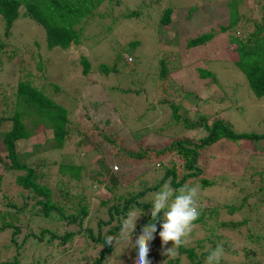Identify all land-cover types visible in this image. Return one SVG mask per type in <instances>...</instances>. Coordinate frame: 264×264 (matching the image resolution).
<instances>
[{"label":"rangeland","instance_id":"1","mask_svg":"<svg viewBox=\"0 0 264 264\" xmlns=\"http://www.w3.org/2000/svg\"><path fill=\"white\" fill-rule=\"evenodd\" d=\"M121 1L122 5L113 8L109 15L88 17L80 29L81 44L68 49H47L42 28L28 17H20L13 23L11 39H4L0 52V118L9 115L13 108V90L18 77L42 87L49 98L69 112V136L65 147L58 153L50 150L34 152L28 162L35 164L38 158L44 157L47 166L41 169L45 176L39 183L51 189L53 200H61L59 205L62 204L64 209L73 202L60 195L61 187L73 197L81 194L87 198L88 221L92 227L98 219H106L104 210L96 208L99 201L105 199L106 190L112 188L113 182L119 185L114 192L126 195L138 189L139 181L150 184L159 178L160 174L152 169L146 158L154 162V168L174 161L182 169L175 152H165L161 158L155 157L154 152L176 140L192 137L195 141L203 136L204 130L199 127L193 130L186 126L188 122H199L200 115L208 120V125L220 120L238 133H264V96L256 97L242 86L245 81L237 74L241 72L232 66L237 59L235 45L227 43L229 32L243 41L252 33L253 21L259 22L254 0H244L242 13L245 20H241L244 28L227 33H221L219 25L224 26L229 21L231 0ZM138 8V15L121 17L132 10L138 11ZM166 8L171 14L165 25L160 18ZM211 31L216 33L211 41L187 47L189 40ZM2 32L0 25V37ZM33 42H38L41 48L45 71L38 69L37 59L30 56L31 51L38 50L30 48L27 51L24 47H30ZM81 56L91 66L86 75L81 73ZM98 63L110 69L108 74L95 68ZM206 71L211 76H206ZM212 76L222 77L226 82L220 80V85L228 82L227 87L216 91V85L209 82ZM235 86L237 91L233 92ZM171 105L176 108L174 117ZM1 126L9 128V124L2 123ZM102 135L114 142L107 144ZM46 137L47 132L37 130L36 139L17 143L18 160H24V153L32 150V144L42 142ZM84 137L86 140L83 141ZM97 142L100 144L96 147ZM130 151L134 154L141 152L146 158H131L128 156ZM63 164L83 166L80 177L61 172L59 167ZM198 164L202 168L201 175L183 185L199 186V196L208 200L203 202L198 196L200 209L202 204L209 209L212 205L218 206L216 223L227 229L221 232L218 243L229 245L224 246L222 264L251 262L243 254L244 247L262 256V240L254 245L243 244V241L246 235H264V139L243 144L240 141L217 143L200 153ZM182 173L185 171L178 175ZM204 177L210 181V186L201 189L199 180ZM13 182V176H6L0 182L2 214L12 211L2 194L17 204L21 202ZM152 199V196L144 198L150 202ZM28 203L29 206L33 204L32 201ZM37 208L35 206L34 210ZM215 217L204 216V222L195 225L185 247H197L198 242L206 241ZM33 225L34 228L52 227L44 221ZM56 226L58 236L74 228L66 227L63 222ZM120 233L121 229L112 242L113 252L103 259V264H135L137 249L131 244L141 233L132 234L131 244ZM83 240L80 235L75 236L69 248L67 245L57 246L59 240L54 241V249L46 262L40 261V264H90L101 247L87 248L81 243ZM16 242L19 245L20 238H16ZM230 246L237 252L232 250L230 253ZM167 247L171 245L162 247L161 241L151 240L150 264H170L178 254L163 255ZM210 248V243H204L200 251ZM16 250L18 253H15L9 232H0V264L18 255L24 257V264L30 262L32 247L25 244L23 250L22 247ZM253 261L252 264H264L261 257ZM179 264H188V259L181 255Z\"/></svg>","mask_w":264,"mask_h":264},{"label":"trees","instance_id":"2","mask_svg":"<svg viewBox=\"0 0 264 264\" xmlns=\"http://www.w3.org/2000/svg\"><path fill=\"white\" fill-rule=\"evenodd\" d=\"M253 3L256 6L255 10L258 11L260 19L259 22L253 21L254 28L252 33L242 41L235 33L229 32L227 43L228 45H235L234 51L236 52L237 59L232 62V66L235 68V71L237 69L241 72L242 75L240 73L237 74L242 76L245 81V85L243 83V85L240 84L238 86H245L246 90H250L256 97H263L264 0H254ZM121 5V0H0V25L3 29L2 36L0 37V52L5 44L4 39H11L13 23L20 17H28L42 28L45 47L47 49H68L71 46L81 44L82 32L80 29L83 27L88 17L109 15L113 8L116 9V6L119 7ZM100 9L104 11H99ZM243 9L245 10L244 0L230 1L228 13L229 21L224 26L219 25L221 33H227L228 31L234 32L240 28H244V24L241 23V20H245L243 17L244 13H242ZM137 10L138 11L132 10L123 16L121 15V17L131 18L138 15L139 8ZM170 14V9H164L160 22L166 25L169 22ZM215 35L216 33L214 31L205 33L198 38L189 40L187 47L204 45L211 41ZM24 47L27 51L30 50V48L38 50L36 52L31 51L30 56H34L37 59V68L41 71H45L43 67L45 61L39 50L41 48L38 42H33L30 47ZM128 59L129 62L132 61L131 57ZM80 65L83 75L90 72V63L84 56L80 57ZM95 68H99L106 74H108L110 70H108L105 65H100L99 63L96 64ZM207 75L211 76L208 71H206V76ZM220 80L225 81L222 77L218 78L216 76H212L209 81L210 85H216V91L227 87L228 82L221 86ZM14 86L13 108L9 115L0 118V167L2 169L0 172V182L6 176H9V178L13 176L15 188L19 191L17 197L21 198V202L17 204L2 194L3 199L6 201V205L12 211H7L3 214L0 213V232H9L12 244L15 248V253H18L16 249L20 247H22L23 250L25 244L32 247L29 259L30 262L25 264H40L41 262H46V258L49 256L48 254L54 249V241L59 240L57 246L67 245V248H69L73 243V238L77 235L85 239L81 243L86 245L87 248L101 247L97 253V257L94 258L90 264H103V259L113 252V244L108 245L106 243V237L111 236L114 238L118 234V231L121 229L122 220L127 218L129 210L133 206L142 208L144 215H142L140 221L136 223L133 234L141 233V229L151 222L152 219L150 215L151 202L145 201L144 198L152 196V194L158 191L167 181L171 182L172 187L179 188L188 180L192 181L198 178L202 173V168L198 164V157L202 151H207L211 146L224 141H240L243 144V142H258L264 139V133H238L226 122L220 120H214L208 125V120L205 119L203 115H200L199 122H188L186 126L193 130L199 127V130H204L203 136L198 137L195 141L191 139L192 137L176 140L163 148L156 149L154 152V156L159 158L163 157L165 155L163 153L165 152H175L181 160V167L183 170L177 166L174 161H171V163L162 164L157 167L160 169L158 171V169L156 167L155 169L153 166L154 162H150L141 152L136 154L132 153V151L128 152V156L131 158L134 157L142 160L146 158V161L148 160L150 165H152V169L157 170L160 176L158 179L152 180L150 184L146 181H139L138 189L126 195L114 192L119 185L118 182H113L112 188H107L106 190L107 194L105 195V199L99 201L96 208L98 210H104L106 219H98L95 227H92L89 225L88 221L90 209L87 198L81 194L74 195L73 197L69 195L66 188L61 187L59 188L60 195L65 199H70V202L71 200L73 202L64 209L62 204L59 205L61 200L58 201L57 199L56 202L53 200L51 189L47 185L39 183L45 176V173L41 169L47 166L44 157L38 158L35 164L28 162V159H30L34 152H45L50 150L58 153L65 147L69 136V129L67 128L69 112L66 108L49 98L44 93L42 87H36V85H33L28 79L18 77ZM236 91L237 86L234 87L233 92ZM171 108L174 117L176 115V108L174 105H171ZM175 119L177 120L178 117L176 116ZM2 123L6 125L9 124V128L3 129L1 126ZM37 130L45 134L47 132V137L42 142L33 143L32 150L24 153V160L19 161L18 153L16 152L17 143L30 138L36 139ZM102 137L107 144L114 142L105 135H102ZM84 140H86L85 137L83 138V141ZM90 142H92L91 138ZM99 144V142L95 143L96 147L99 146ZM2 154L4 155L2 156ZM59 168L63 173L67 172L69 175L80 177L83 166L77 164H63ZM104 170L108 172L106 168ZM184 171L185 173H182L180 176L178 175L180 172ZM101 173L102 171L98 174ZM113 177L116 178L114 174ZM199 181L201 183V189L210 186V181L205 177L200 178ZM97 182L99 181L97 180ZM199 198L203 197L199 196ZM29 201L33 202L31 206H29ZM206 201L208 202L206 198H203V202ZM35 206L38 207L36 210H34ZM218 211V206L212 205L209 209L206 204H202L200 216L199 219L195 221V225L201 221L204 222L203 218L207 214L213 219ZM159 215L162 218V213ZM24 218L26 221H24ZM37 221H44L49 223L52 227L34 228L33 224ZM58 222H63L66 227L74 228L65 231L62 236H58L55 232ZM220 225H225V223H220ZM225 230L227 229L218 227L215 217L214 224L208 232L209 236L206 237V241L198 242L197 247H180L178 249V255L170 260V264H179L181 255H184L188 259V264H204L205 257L216 247L217 243L222 238L221 232ZM158 231L159 223H157V233L154 234V239L160 241ZM16 238H20L19 245L16 242ZM261 240L263 244L264 235L261 237L258 235H246L243 244L254 245ZM204 243H210L211 248L208 251H200ZM169 244L171 245L170 242ZM225 244L226 242L223 243V246H229ZM233 248L230 246L228 251L230 253H232V250L237 252L236 249ZM242 250L245 257L250 258L251 262H243L241 264H252L254 262L253 260L258 261V257H261V262H264V249L261 252L262 256H257L253 249L247 250L244 247ZM35 251H37V253L34 255ZM41 251H44V254H42ZM23 258L22 255L13 256L11 260L3 261L2 264H24ZM222 263L223 260H221L220 264Z\"/></svg>","mask_w":264,"mask_h":264},{"label":"clouds","instance_id":"3","mask_svg":"<svg viewBox=\"0 0 264 264\" xmlns=\"http://www.w3.org/2000/svg\"><path fill=\"white\" fill-rule=\"evenodd\" d=\"M103 191V187L97 185ZM199 186L185 184L179 188L172 187L170 181L165 182L158 191L152 194L150 215L151 222L141 229V234L131 244V237L136 228L137 220L144 215L142 208L133 206L127 213V218L122 220L121 235L126 236L133 248L137 249L135 264H150L148 260L149 243L157 233L162 247L171 243L163 252L166 256H176L178 249L189 242L190 235L195 227V221L200 216L198 202ZM160 213H163L162 218ZM114 238L106 237V243L111 245ZM225 256L222 243H218L204 259V264H220Z\"/></svg>","mask_w":264,"mask_h":264}]
</instances>
